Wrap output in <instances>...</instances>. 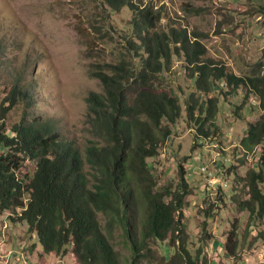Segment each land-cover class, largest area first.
Segmentation results:
<instances>
[{"label":"trees","instance_id":"16d2710c","mask_svg":"<svg viewBox=\"0 0 264 264\" xmlns=\"http://www.w3.org/2000/svg\"><path fill=\"white\" fill-rule=\"evenodd\" d=\"M100 1L113 11L133 10V36L128 43L141 59L128 76L122 65L115 67V76H95L104 94L91 97L89 118L99 142L88 146L84 154L53 119L32 109L36 95L33 84L25 81V69L11 72L14 65L0 58V67L10 71L11 87L0 110V213H7L14 227L26 225L44 254L64 257L72 253L78 264H123L112 244L117 228L123 229L133 251L130 264H154L153 239L169 240V247H176L175 254L162 264H208L201 258L202 250L193 255L188 248L184 208L192 190L184 165H180L175 190L158 188L148 166V159L158 155L172 134L171 126L182 115L178 97L156 81L170 68L173 56L182 60L198 93L186 99L187 123L196 142L203 143L216 138L219 131L220 98L213 95L214 87L233 93L245 90L264 107V77L229 72L224 62L207 56L202 33L179 27L157 31L162 15L151 7L141 8L133 0ZM3 49L0 43V53ZM18 106L21 119L9 132L5 120ZM263 141L264 115L248 123L241 141L243 153L250 154ZM27 160L35 163L32 174L23 172ZM258 161L257 168L249 169L242 180L246 199L239 206L249 213V221L264 220V149ZM202 173L206 175L205 167ZM223 201L221 195L218 202L207 205L208 219H220ZM207 225H203L205 239H211ZM225 241L221 244L225 257L236 258L240 248L236 224Z\"/></svg>","mask_w":264,"mask_h":264},{"label":"rangeland","instance_id":"374dc122","mask_svg":"<svg viewBox=\"0 0 264 264\" xmlns=\"http://www.w3.org/2000/svg\"><path fill=\"white\" fill-rule=\"evenodd\" d=\"M133 2L161 13L157 31L179 27L202 33L200 40L207 48V56L224 62L229 72L264 77V0ZM132 18V9L113 11L100 0H0V43L5 46L0 58L14 65L10 71L17 67L25 69V81L33 84L36 95L32 109L53 119L65 138L74 142L83 154L88 146L99 142L89 118L91 97L104 94V87L95 76L100 73L115 76L118 65L128 70V76L141 59L128 43L133 36ZM9 70L0 67V110L11 89ZM156 85L178 97L182 115L171 126L172 134L158 155L147 162L157 187L169 186L173 190L177 187L180 165L185 167L192 190L184 208L189 250L193 255L202 250L201 258H206L208 264H264V220L249 221V213L239 206L246 199L242 180L249 169L257 168L264 149V141L250 154H244L241 147L248 123L264 115L261 100L248 96L245 90L233 93L215 86L213 95L220 98L216 118L219 131L216 138L202 143L196 142L187 123L185 102L195 89L180 58L172 57L170 68L159 74ZM223 92L228 94L226 98ZM21 115L20 106L9 111L5 120L9 132ZM202 167L216 180L210 193L203 190V183L210 182ZM34 170L35 163L27 160L23 172L32 174ZM261 186L264 189V184ZM221 195L224 201L220 203V219L216 222L217 216L206 217L207 205L218 202ZM100 218L105 226L103 216ZM205 222L211 239H205ZM233 223L240 242L234 259L225 257L221 246ZM169 242L150 241L154 264L169 261L175 254L176 247H169ZM112 244L122 263L130 264L133 251L122 228L115 230ZM0 264L78 263L72 253L64 257L44 254L37 237L29 233L26 225L14 227L8 214L0 213Z\"/></svg>","mask_w":264,"mask_h":264},{"label":"built area","instance_id":"2783aa9c","mask_svg":"<svg viewBox=\"0 0 264 264\" xmlns=\"http://www.w3.org/2000/svg\"><path fill=\"white\" fill-rule=\"evenodd\" d=\"M205 168H206V167H205ZM206 175H207L206 180H207L208 182H210V184H208V183L206 182L205 185H204V189H205V190L212 191V189H213V188H212V185H213V183L216 182V180L213 178V174L210 173V172H208L207 168H206Z\"/></svg>","mask_w":264,"mask_h":264},{"label":"crops","instance_id":"0c3cea01","mask_svg":"<svg viewBox=\"0 0 264 264\" xmlns=\"http://www.w3.org/2000/svg\"><path fill=\"white\" fill-rule=\"evenodd\" d=\"M203 184L205 185V182Z\"/></svg>","mask_w":264,"mask_h":264},{"label":"clouds","instance_id":"9594fccd","mask_svg":"<svg viewBox=\"0 0 264 264\" xmlns=\"http://www.w3.org/2000/svg\"><path fill=\"white\" fill-rule=\"evenodd\" d=\"M206 183V182H205ZM203 190H204V188H203Z\"/></svg>","mask_w":264,"mask_h":264}]
</instances>
